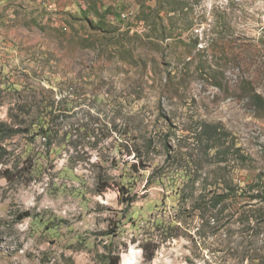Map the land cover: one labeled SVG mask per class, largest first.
Segmentation results:
<instances>
[{
  "label": "rangeland",
  "instance_id": "1",
  "mask_svg": "<svg viewBox=\"0 0 264 264\" xmlns=\"http://www.w3.org/2000/svg\"><path fill=\"white\" fill-rule=\"evenodd\" d=\"M0 264H264V0H0Z\"/></svg>",
  "mask_w": 264,
  "mask_h": 264
},
{
  "label": "trees",
  "instance_id": "2",
  "mask_svg": "<svg viewBox=\"0 0 264 264\" xmlns=\"http://www.w3.org/2000/svg\"><path fill=\"white\" fill-rule=\"evenodd\" d=\"M179 6H180V5H179ZM26 214H27V213H23V215H21L20 218H23L24 216H26ZM151 256H152V255H150V257H148V258H151ZM115 258H117V256H116ZM118 259H119V257H118Z\"/></svg>",
  "mask_w": 264,
  "mask_h": 264
}]
</instances>
